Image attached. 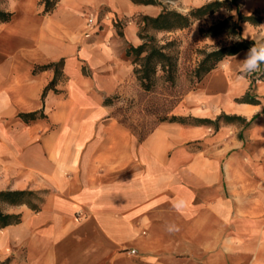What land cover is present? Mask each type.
<instances>
[{"label":"crops","instance_id":"crops-1","mask_svg":"<svg viewBox=\"0 0 264 264\" xmlns=\"http://www.w3.org/2000/svg\"><path fill=\"white\" fill-rule=\"evenodd\" d=\"M8 0L0 24V192H43L0 230V264H264V80L228 57L143 141L106 99L133 83L141 19L169 0ZM215 0H179L186 8ZM226 1V0H219ZM264 42V0H241ZM90 28L92 30H90ZM87 34L90 37H87ZM64 62L54 89L53 68ZM250 94L259 104L239 103ZM43 112L25 123L20 114ZM241 122H216L220 116Z\"/></svg>","mask_w":264,"mask_h":264},{"label":"trees","instance_id":"trees-1","mask_svg":"<svg viewBox=\"0 0 264 264\" xmlns=\"http://www.w3.org/2000/svg\"><path fill=\"white\" fill-rule=\"evenodd\" d=\"M145 4H154L155 1H140ZM44 6V14L52 13L58 4V0H41L40 3ZM236 12V16L232 15L227 17L218 23L211 26L208 30L203 29L201 31L202 37L205 39L216 38L222 35H227L229 37H237L236 42L229 48H223L215 50L204 56V59L200 62L198 67L189 72L191 77L192 88H195L210 72L215 70L219 64L228 57L236 56L240 51L249 49L252 47L253 42L246 41L242 38V23L252 22L257 24L260 22L259 19L253 17L244 16L241 13V7L239 5V0H226L219 1L215 0L205 4L202 7L192 9L187 15L180 14L176 11L164 10L163 13L157 18L145 17L143 18L144 27L141 28L140 39L142 40V46L138 48H131L128 52L130 57H134L132 63L134 65V75L140 80L141 87L146 92H150L155 86V82L158 78V73H163L166 82L175 86L176 76L178 72V66L175 58L167 53L166 46H160L154 36L149 35V31L153 30L156 32L171 33L177 31L190 30L191 27L197 21L207 20L211 17L218 15L221 11ZM13 18V14L0 9V24L9 23ZM64 62L49 66H37L34 73H38L47 69H58L63 67ZM264 68V66H262ZM264 71L253 74V82L263 81ZM60 81V74L56 70L54 80L46 88L43 97L47 95V92L54 89L55 86ZM182 96L177 99H172L169 102L170 111L180 103ZM120 97L116 96L114 98L106 99L105 104L115 108L114 115L121 125L123 124L129 128L135 136L138 137L140 141H143L156 127L148 131H141L138 126L133 125L128 119H122L119 109H116L115 102L119 101ZM239 103L248 104H259L260 101L251 97L247 94L245 97L238 99ZM161 118V123L168 121H177L181 118L168 116ZM19 117L25 123H31L38 119H44L46 116L43 112H34L29 114H20ZM182 120V119H181ZM220 121L225 123L241 122L245 125L250 126L251 123H246L243 118L240 117H230L226 115L220 116L216 122L208 120L198 121L206 124H216ZM43 192L34 191H2L0 192V230L11 226L18 225L22 222V215L8 214L5 212V208H17L21 206H27L32 211L38 212L41 210V206L44 203ZM7 264V263H5Z\"/></svg>","mask_w":264,"mask_h":264},{"label":"rangeland","instance_id":"rangeland-1","mask_svg":"<svg viewBox=\"0 0 264 264\" xmlns=\"http://www.w3.org/2000/svg\"><path fill=\"white\" fill-rule=\"evenodd\" d=\"M7 1L0 0V9L4 10L2 7ZM169 1L171 3L168 4V8L166 7L165 10L176 11L183 15H187L192 9L196 8H186L178 3L179 0ZM232 15L236 16L237 14L235 11L228 12L223 10L214 17L195 22L190 30L185 31L176 30L171 33L149 31V35L154 36L160 46H169L167 47V53L176 60L178 72L175 86L166 82L163 73L160 72L153 89L150 92H146L141 87L140 80L133 74V83L128 92L123 96H119L120 100L115 102L116 109H119L120 114H122L121 118L128 119L131 124L138 126L141 131H148L161 124V118L166 117V114L169 117L172 116L174 110L185 96L195 91L198 86L195 88L191 87L192 81L189 72L198 67L206 54L226 47L229 48L237 40V37H229L227 35L205 39L202 37L201 31L203 29L208 30L214 24ZM142 27H144L143 18L141 19L140 32ZM130 58L133 62L134 57ZM54 70L55 73L56 70L58 71L61 80L63 77L62 67ZM181 96L180 103L170 111L169 102ZM12 209L6 207L5 211L10 212Z\"/></svg>","mask_w":264,"mask_h":264},{"label":"clouds","instance_id":"clouds-1","mask_svg":"<svg viewBox=\"0 0 264 264\" xmlns=\"http://www.w3.org/2000/svg\"><path fill=\"white\" fill-rule=\"evenodd\" d=\"M232 58L239 65L241 76L238 78L264 71V42L254 41L243 60L236 61L235 57Z\"/></svg>","mask_w":264,"mask_h":264},{"label":"built area","instance_id":"built-area-1","mask_svg":"<svg viewBox=\"0 0 264 264\" xmlns=\"http://www.w3.org/2000/svg\"><path fill=\"white\" fill-rule=\"evenodd\" d=\"M90 30H92V29L90 28ZM87 37H90V35H89V34H87Z\"/></svg>","mask_w":264,"mask_h":264}]
</instances>
